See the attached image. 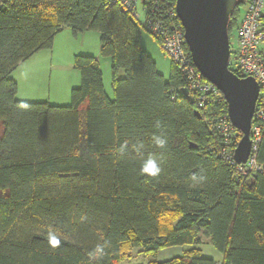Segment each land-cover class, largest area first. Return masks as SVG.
Listing matches in <instances>:
<instances>
[{
  "label": "trees",
  "instance_id": "trees-1",
  "mask_svg": "<svg viewBox=\"0 0 264 264\" xmlns=\"http://www.w3.org/2000/svg\"><path fill=\"white\" fill-rule=\"evenodd\" d=\"M245 2L230 17L229 37ZM174 5L145 0L144 20L171 31L179 25L168 15ZM64 28L100 34L113 98L98 60L75 56L80 85L68 106L17 101L12 73L51 49ZM140 31L106 0H0V264H121L134 248L153 258L147 264H264V127L256 151L262 171L241 177L221 157L231 145L216 129L227 114L222 95H204L198 107L201 95L187 89L175 63L168 78L158 73ZM150 155L162 161L156 176L141 172ZM202 236L220 262L203 257ZM97 245L105 254L91 260ZM183 246L190 249L181 256L156 260Z\"/></svg>",
  "mask_w": 264,
  "mask_h": 264
},
{
  "label": "built area",
  "instance_id": "built-area-1",
  "mask_svg": "<svg viewBox=\"0 0 264 264\" xmlns=\"http://www.w3.org/2000/svg\"><path fill=\"white\" fill-rule=\"evenodd\" d=\"M106 1L120 6L140 26L139 22L145 12L143 7L145 0ZM244 7L243 16L235 33V48L229 58V70L239 78L252 77L259 86L250 126L251 150L245 164L237 165L233 159L241 134L231 126L227 114L221 117L220 125L216 129L231 144L227 143V148L222 152L221 157L229 165L235 167L237 174L246 178L262 171L256 161V151L264 127V0H246ZM168 15L176 18L179 23V25H172L171 31H162L159 24L151 19L144 20V17L143 26L140 28L156 42L161 53L178 66L186 81L187 89L201 95L197 101V106L201 107L204 104V95L215 96L221 93L201 76L192 63L185 45L184 31L176 15L175 5Z\"/></svg>",
  "mask_w": 264,
  "mask_h": 264
},
{
  "label": "water",
  "instance_id": "water-1",
  "mask_svg": "<svg viewBox=\"0 0 264 264\" xmlns=\"http://www.w3.org/2000/svg\"><path fill=\"white\" fill-rule=\"evenodd\" d=\"M238 1L175 0V11L192 63L221 93L229 122L241 134L233 154L235 163L241 165L246 163L251 150L250 126L259 86L252 77L239 78L229 70L228 25ZM181 93L189 98L186 88ZM196 115L200 118L198 112Z\"/></svg>",
  "mask_w": 264,
  "mask_h": 264
},
{
  "label": "crops",
  "instance_id": "crops-1",
  "mask_svg": "<svg viewBox=\"0 0 264 264\" xmlns=\"http://www.w3.org/2000/svg\"><path fill=\"white\" fill-rule=\"evenodd\" d=\"M99 42L100 34L97 32L87 31L74 35L69 29H62L54 37L51 49L34 53L12 73L11 78L17 85L16 100L24 103L46 102L58 107L68 106L71 91L80 85V74L73 69L75 56H90L98 60L104 92L112 99L111 62L109 58L101 56ZM139 44L155 62L158 73L168 78L171 63L165 61L155 42L144 31H140ZM188 249L190 247L183 246L161 250L156 260L167 261L181 256ZM162 251L165 252L161 253ZM221 260L220 255V260L214 261Z\"/></svg>",
  "mask_w": 264,
  "mask_h": 264
},
{
  "label": "rangeland",
  "instance_id": "rangeland-1",
  "mask_svg": "<svg viewBox=\"0 0 264 264\" xmlns=\"http://www.w3.org/2000/svg\"><path fill=\"white\" fill-rule=\"evenodd\" d=\"M244 6L239 8V18L237 20V24L239 25L240 20L243 16L244 13ZM140 26H143V17L139 22ZM238 27V26H237ZM235 33H236V29L234 28L231 32V35L229 37V42H230V50L231 52H233L235 46H234V42H235ZM153 40V39H152ZM154 41V40H153ZM155 42V41H154ZM155 46L157 48V50L159 51V53H161L159 47L157 46L156 42H155ZM162 54V53H161ZM164 56V55H163ZM165 58L166 62H170L168 58ZM202 240V245L200 247H198L203 254V257L205 258H209V259H213V260H220V254H218L214 248L212 247V245L209 243L208 239L206 237H201ZM165 251H162L161 253H163ZM152 257H150L149 254L145 253L141 248H134L131 250L126 251V253L123 255V259L121 260V264H147L150 261H152Z\"/></svg>",
  "mask_w": 264,
  "mask_h": 264
},
{
  "label": "clouds",
  "instance_id": "clouds-1",
  "mask_svg": "<svg viewBox=\"0 0 264 264\" xmlns=\"http://www.w3.org/2000/svg\"><path fill=\"white\" fill-rule=\"evenodd\" d=\"M154 142L160 148H164L167 143L166 139L162 136L154 137ZM133 147L137 152H140L143 148V144H137ZM161 164L162 161H159L155 156L150 155L146 160L142 162L141 172L151 176H156L161 172ZM48 238L51 243H58V234L54 230L49 231ZM104 248V245H97L95 249L91 253H89L91 260L99 261L105 254Z\"/></svg>",
  "mask_w": 264,
  "mask_h": 264
}]
</instances>
